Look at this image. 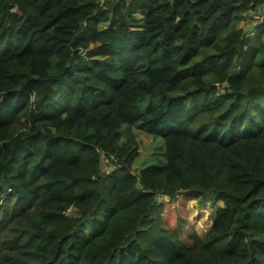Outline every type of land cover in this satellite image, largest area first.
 Returning a JSON list of instances; mask_svg holds the SVG:
<instances>
[{
	"label": "trees",
	"instance_id": "obj_1",
	"mask_svg": "<svg viewBox=\"0 0 264 264\" xmlns=\"http://www.w3.org/2000/svg\"><path fill=\"white\" fill-rule=\"evenodd\" d=\"M0 264H264V0H0Z\"/></svg>",
	"mask_w": 264,
	"mask_h": 264
},
{
	"label": "rangeland",
	"instance_id": "obj_2",
	"mask_svg": "<svg viewBox=\"0 0 264 264\" xmlns=\"http://www.w3.org/2000/svg\"><path fill=\"white\" fill-rule=\"evenodd\" d=\"M260 15L261 14L256 13L251 14V16L255 17V20L258 19ZM254 23L255 22H253V24ZM247 25L248 24L244 23L240 24L241 27L245 28H247ZM151 101L156 103L158 99H146L142 101L140 103L141 113H144L147 110ZM133 130H129L127 126L124 127L122 142H125L129 136L133 135ZM135 139L139 147L140 157L138 156L139 158L135 161L133 169L135 173H138V171L144 166L153 165L159 162L161 153H163L164 141L161 138L155 139L151 137L153 142L152 145L151 139L144 133H136ZM112 167V165L109 166V168ZM103 168L107 169L105 165H103ZM205 197L206 198L204 199H190L189 197L184 196V200L182 197H178L165 204L163 218L166 228H176L180 223V219H184L188 222V225L198 233V235L204 238L213 226L217 208L212 207V196L206 195ZM218 205L222 206L223 203H219ZM68 213L72 216L77 215L74 208H71ZM88 225H90V223H88Z\"/></svg>",
	"mask_w": 264,
	"mask_h": 264
},
{
	"label": "crops",
	"instance_id": "obj_3",
	"mask_svg": "<svg viewBox=\"0 0 264 264\" xmlns=\"http://www.w3.org/2000/svg\"><path fill=\"white\" fill-rule=\"evenodd\" d=\"M210 200V199H209ZM219 206V205H218ZM223 206V205H222ZM222 206H219V207H222Z\"/></svg>",
	"mask_w": 264,
	"mask_h": 264
}]
</instances>
